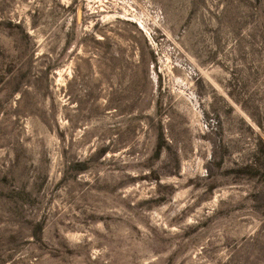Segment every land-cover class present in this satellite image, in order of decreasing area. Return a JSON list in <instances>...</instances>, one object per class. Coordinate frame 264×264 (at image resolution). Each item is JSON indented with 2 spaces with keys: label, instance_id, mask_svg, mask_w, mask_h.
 Segmentation results:
<instances>
[{
  "label": "rangeland",
  "instance_id": "rangeland-1",
  "mask_svg": "<svg viewBox=\"0 0 264 264\" xmlns=\"http://www.w3.org/2000/svg\"><path fill=\"white\" fill-rule=\"evenodd\" d=\"M0 264H264V0H0Z\"/></svg>",
  "mask_w": 264,
  "mask_h": 264
}]
</instances>
